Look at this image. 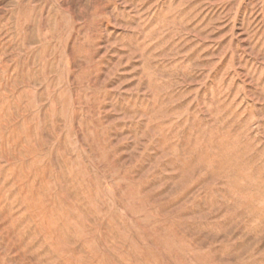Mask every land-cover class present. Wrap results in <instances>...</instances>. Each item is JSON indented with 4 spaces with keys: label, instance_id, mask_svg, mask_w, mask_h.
I'll use <instances>...</instances> for the list:
<instances>
[{
    "label": "rangeland",
    "instance_id": "rangeland-1",
    "mask_svg": "<svg viewBox=\"0 0 264 264\" xmlns=\"http://www.w3.org/2000/svg\"><path fill=\"white\" fill-rule=\"evenodd\" d=\"M0 264H264V0H0Z\"/></svg>",
    "mask_w": 264,
    "mask_h": 264
}]
</instances>
